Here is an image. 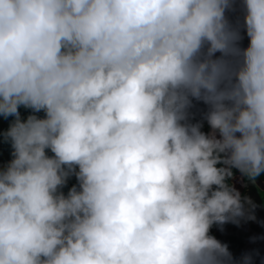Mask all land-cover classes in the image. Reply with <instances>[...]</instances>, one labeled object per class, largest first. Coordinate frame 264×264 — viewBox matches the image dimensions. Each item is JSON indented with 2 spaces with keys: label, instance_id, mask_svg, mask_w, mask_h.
Returning a JSON list of instances; mask_svg holds the SVG:
<instances>
[{
  "label": "clouds",
  "instance_id": "clouds-1",
  "mask_svg": "<svg viewBox=\"0 0 264 264\" xmlns=\"http://www.w3.org/2000/svg\"><path fill=\"white\" fill-rule=\"evenodd\" d=\"M240 3L0 0V264H264V0Z\"/></svg>",
  "mask_w": 264,
  "mask_h": 264
},
{
  "label": "trees",
  "instance_id": "trees-1",
  "mask_svg": "<svg viewBox=\"0 0 264 264\" xmlns=\"http://www.w3.org/2000/svg\"><path fill=\"white\" fill-rule=\"evenodd\" d=\"M21 114L24 118L27 117V115L30 113V110L23 111V108H21ZM13 118L9 117L8 119L3 118L0 116V132H3L6 130ZM11 158V147L9 144L4 143L2 139H0V163H5ZM75 183V178H73L70 182L69 187Z\"/></svg>",
  "mask_w": 264,
  "mask_h": 264
},
{
  "label": "rangeland",
  "instance_id": "rangeland-1",
  "mask_svg": "<svg viewBox=\"0 0 264 264\" xmlns=\"http://www.w3.org/2000/svg\"><path fill=\"white\" fill-rule=\"evenodd\" d=\"M236 3H238V4L240 5V7H241L240 0H236ZM242 15H243V13H242V8H241V13L239 14V18L242 19ZM247 43H248V39H247V37H246V35H245V38H244V40L242 41V45H243V46H246ZM260 203H261L262 205H264V193H262V195H261Z\"/></svg>",
  "mask_w": 264,
  "mask_h": 264
},
{
  "label": "crops",
  "instance_id": "crops-1",
  "mask_svg": "<svg viewBox=\"0 0 264 264\" xmlns=\"http://www.w3.org/2000/svg\"><path fill=\"white\" fill-rule=\"evenodd\" d=\"M258 191H260L261 193H260V196L262 195V193H263V191H261V190H258Z\"/></svg>",
  "mask_w": 264,
  "mask_h": 264
}]
</instances>
